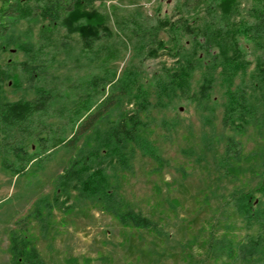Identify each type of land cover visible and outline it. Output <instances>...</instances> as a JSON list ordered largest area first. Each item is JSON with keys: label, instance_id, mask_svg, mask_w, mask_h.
Segmentation results:
<instances>
[{"label": "rangeland", "instance_id": "obj_1", "mask_svg": "<svg viewBox=\"0 0 264 264\" xmlns=\"http://www.w3.org/2000/svg\"><path fill=\"white\" fill-rule=\"evenodd\" d=\"M180 1L86 0L84 10L105 21L98 34L87 40L78 31L70 32L61 21L11 22L7 35L0 39V67L9 68L17 78L18 86L11 81L6 84L11 101L33 100L37 90L44 88L55 95L54 107L58 102L70 108L74 99L89 92L93 102H97L111 91V80L118 79L129 64L148 78L145 86L151 100L148 116L151 131L147 134L160 159L138 151L128 178L120 183L117 192L151 220L158 232L122 227L94 205L80 202L67 217L55 212L51 234L46 235L38 221L45 219V213L32 219L34 202L40 197L51 198L50 181L70 155L60 149L33 177L11 175L0 166V264H9V231L28 212L30 215L22 221L20 230L12 235L19 237L26 232L47 264H188V251L200 257L205 254L198 231L206 225L208 247L209 222L217 215L216 197L221 192L229 195L233 191H249L259 182L264 168V87L258 83L257 68L264 63V31L253 41L242 28L243 23L260 26L264 0H236L238 6L230 12L223 10L222 0H202L206 10L201 14L209 32L215 35L220 32L224 38L221 44L228 42L232 46L234 40L248 62L245 79L242 81L240 76L238 83L250 87L249 104L257 108L258 115L257 119L248 118L246 126L239 120L241 116L228 118L225 84L220 78L210 91L207 104L178 96L164 99L162 90L156 87L166 81L167 70L174 65L177 54L196 50V58L208 65L219 53L217 44L207 48L206 53L202 38L197 43L185 31L180 18H187L188 14H180L175 7ZM234 32L235 38L231 39ZM155 39L165 41L169 49L149 53L150 47H156ZM226 51L231 53L228 46ZM200 70L194 73L193 91L200 84ZM98 76L105 79L92 92L88 84ZM58 110L42 117L45 133L28 140L30 154H49L56 140L70 136L73 124L67 123L66 114ZM82 114L79 118H83ZM229 137L242 146L243 152L242 159L228 165ZM40 138L46 139L42 145ZM208 189L219 195L211 197ZM226 210L232 211L224 222L232 224L236 244L258 236L256 226L246 227L245 220L233 209ZM224 232L222 226L217 227L214 236ZM226 260L227 257L207 260V264H222ZM257 260L260 262L257 258L252 264H258ZM229 263L244 264L240 257Z\"/></svg>", "mask_w": 264, "mask_h": 264}, {"label": "trees", "instance_id": "obj_2", "mask_svg": "<svg viewBox=\"0 0 264 264\" xmlns=\"http://www.w3.org/2000/svg\"><path fill=\"white\" fill-rule=\"evenodd\" d=\"M85 1L0 0V39L7 35L13 21L43 19L50 22L61 21L70 32L78 31L83 39L87 40L98 34L99 26L105 24V21L96 13L85 11ZM236 3V0H222L221 6L225 12H230L234 7L237 8ZM175 7L180 14H188L187 18L183 17L180 20L193 40L198 43L201 37L202 49L206 53L207 48L217 44L219 53L212 57L208 65H203L196 58V50L177 54L179 56L174 65L167 70L166 81L156 84V87L162 90L164 99L178 96L197 101L199 104H207V99L211 97L210 91L214 88L217 78H220L221 83L225 84V110L228 118L230 119L232 115L241 116L239 120L244 126L247 125L248 118L257 119V108L249 104L251 95L247 91L250 87L238 83L240 76L242 81L245 79L248 62L244 59L238 44L231 40L235 38L236 32L232 33L230 39L232 46L228 42L221 44L224 38L220 32L217 31L218 35L209 32L207 21L202 18L204 17L202 11L206 10L202 0H182ZM260 15L262 16L259 17L260 26H248L243 23V32L253 41L256 40V35L264 31V10ZM82 20L86 23L82 24ZM256 28L257 30L253 31ZM153 41L156 47H150L149 53H154L156 49H169L165 41L160 39ZM227 46L230 54L226 51ZM198 69L202 70H200L202 77L197 91H193L194 73ZM142 73L136 66L126 65L120 77L111 80V91L100 101L93 102L92 93L89 92L84 96H78L72 101L71 107L66 108L58 102L54 107L52 104L55 95L44 88L37 90V96L33 100L11 101L8 99L6 84L11 81L13 86H18L17 78L9 68L0 67L1 168L11 175L33 177L38 169H41L42 164L53 157L54 151L64 149L70 153L61 171L50 181L51 198L40 197L34 202L35 215L32 219H37V216L45 213V219L38 218V221L45 229L46 235L51 234L53 226L51 220L55 212L67 217L68 212L73 211L80 202L86 206L94 205L122 227L150 233L158 232L151 220L138 213L117 192L120 183L128 178L138 151L152 159H160L147 134L151 131L148 120L151 100L145 86L148 78L143 77ZM104 79L103 76L94 77L88 84L89 89L92 92L97 91ZM257 80L264 87V63L257 68ZM262 97L264 100V95ZM160 98L162 99V96ZM57 109L66 114L64 118L67 123L73 124L70 136L56 140L55 148L49 154H30L27 149L28 140L41 132L45 133L44 121L41 119L49 111ZM81 114L84 115L83 118H79ZM39 141L42 145L46 139L40 138ZM240 146L234 138L229 137L226 144L228 154L225 155L228 158V165L232 161L242 159L243 149ZM216 189L220 191L218 187ZM208 191L211 192V197L219 195L216 190ZM216 198L217 215L209 222L208 247L206 225L198 231L205 254L200 257L188 251V264H207V260L214 261L223 257H227L228 260L222 264H230L229 261L237 257H240L244 264H252L257 258L260 262L257 260L256 263H264V168L259 182L251 190L233 191L229 195L221 192ZM204 205L207 210V197ZM227 208L233 209L243 218L246 227L256 226L259 229L258 236L236 244L232 235V224L224 222V218H228L232 212L227 211ZM28 213L18 218L13 229L9 231L11 234L8 245L9 264H47L37 253L26 232L19 237L12 235L20 230L22 221L30 215ZM220 226L225 232L220 236H214L216 228Z\"/></svg>", "mask_w": 264, "mask_h": 264}]
</instances>
